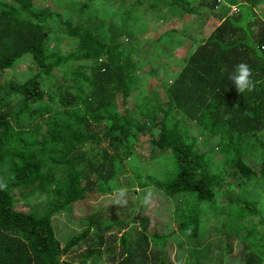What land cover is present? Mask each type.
Listing matches in <instances>:
<instances>
[{"label":"trees","instance_id":"obj_1","mask_svg":"<svg viewBox=\"0 0 264 264\" xmlns=\"http://www.w3.org/2000/svg\"><path fill=\"white\" fill-rule=\"evenodd\" d=\"M37 1L0 0V180L7 184L6 190H0V264H81L63 256L92 230L99 238L98 245L86 244L82 263L92 256L96 263V254L104 245L103 232L114 226L127 228L125 220L116 221L112 216L111 222L101 226L103 216L87 215L88 226L62 243L54 217L71 212L81 200L111 194L116 185H123L120 182L130 179L125 166L132 157L137 168H141L139 164L148 168L164 150L173 153L177 166L159 182L167 197L193 192L200 203L219 195L226 197L223 207L229 209V223L240 222L247 239L260 251L251 256L246 253L245 264H263L262 201L250 198L256 188L246 182L257 176L253 182L259 176L264 181V133L257 134L264 130V19L254 11L264 0H230L239 11L224 17L215 13L219 23L213 32L195 39L187 47L185 64L175 67L174 78L147 96L139 93L137 67L141 62L135 57L144 48L136 33L147 28L149 16L154 15L147 6L146 10L139 7L144 0H121L118 6H112V0H99L105 15L111 17L107 41L97 37L96 27L81 30L60 8ZM147 1L153 9L161 1L172 12L200 11L189 0ZM209 4L211 13L217 0ZM243 4L248 6L247 12H253L249 22L241 20ZM94 14L100 20L101 11L96 9ZM84 19H89L87 14ZM59 32L75 41L76 49L63 52L56 48ZM172 32L166 30L155 40ZM119 45L125 46L126 52L119 51ZM27 54L36 69L31 76L22 81L7 72L3 76ZM240 62L252 69V92L239 93L229 79ZM154 69L155 60L150 57L141 71L145 74ZM196 130L204 131L205 142L211 136L225 137V146L215 147L226 150L223 158L244 175L243 185L235 182L237 179L229 180L231 170L225 167L216 172L208 145L196 140ZM154 173L137 174V179L146 174V182L140 186L151 184L157 178ZM112 199L116 202L105 195L100 203ZM198 211L194 206L177 227L191 229L197 236ZM145 221L149 235L141 234L135 245L127 246L126 233H122L121 260L115 254L111 257L116 264H174L167 259L173 252L167 238L173 231L165 233L153 217ZM151 237L162 239L159 249H149ZM201 255L193 264H211L200 259Z\"/></svg>","mask_w":264,"mask_h":264},{"label":"rangeland","instance_id":"obj_2","mask_svg":"<svg viewBox=\"0 0 264 264\" xmlns=\"http://www.w3.org/2000/svg\"><path fill=\"white\" fill-rule=\"evenodd\" d=\"M189 1L193 3L191 5L199 6L200 11L193 13H183L182 11L172 12L171 10L169 11L167 6L161 1L158 3L156 9L151 8L147 0H144L143 3L139 5L142 10H146L144 7L147 6L149 12L154 14L149 16L147 28L142 27L135 36V38H138L140 41H144V48H141L142 52L140 56L137 57V55H135L136 59L141 62L137 67V71L141 74L139 80V93L142 95H152V91L159 89L162 82L167 83L174 78L175 67L176 69H180L185 64V57L189 56L186 55L187 47L193 43L195 39L199 40L208 37L215 29L218 24L217 19L214 17L215 13L220 16L223 15L224 17L230 13L232 14L239 11L238 5L230 0H217L215 10L211 13H208V6H210L209 3L211 0H209L208 3L205 2V4H201V0ZM235 1L238 2L240 0ZM37 2L39 4L49 3L60 8L63 16L68 19V21L79 26L81 30L89 29L91 26L96 27L97 37L103 41H107V30L112 26L110 23L111 17L105 15L104 6L99 0H38ZM120 2L121 0H112L111 5L118 6ZM242 7L241 20L245 22L251 21L253 12H247L248 6L246 4H243ZM82 8L85 9L81 12ZM96 9L97 11H101V14H99L100 20H97V15L94 14ZM263 9L264 3L254 8L255 14L262 19H264ZM152 10H155V12ZM80 13L81 15H79ZM85 14L89 17L87 21L84 19ZM145 14L149 15L148 12H145ZM158 16L160 18H158ZM116 19L115 17V20ZM89 20L91 23H89ZM52 23L54 25L59 24L58 21H52ZM166 30H173L174 32L169 33V35L164 38H161V36L159 41L155 40V38L159 37L161 33ZM244 30L245 32H249L250 28L245 27ZM60 35H58L60 41L59 44L56 45V48H59L63 52L76 49L73 45L75 41H72L71 38L66 37V35H62L61 33ZM122 38L123 36L118 37L116 41H120ZM137 46H139V44H137ZM195 48L196 46L193 48V51ZM117 49L126 52V48L123 45H119ZM126 56L128 55H122L123 58ZM132 56L134 57V55ZM150 57L155 60V67L157 70H147L144 74L141 69L148 66ZM35 71L36 69L31 56L27 54L20 62L15 64L14 67L7 69L3 73V76H5L7 72L9 77H14L16 81H22L31 76ZM156 72L158 75H156ZM0 75L2 74L0 73ZM196 132L197 134L192 132V134H196V140H204L205 142L204 131L196 130ZM263 133L264 130L257 132L258 135ZM224 139L225 137L222 138L219 135L211 136L203 145H208L207 150H209V155L214 159L212 165L216 172H220L227 168L231 170L229 175H232V177H229V180L233 179L234 181V179H237L235 182L239 181V184L243 185L240 181L244 178V175L239 172L236 166H233L229 161L223 158V155L226 154V150L222 148L220 151L215 147L219 146V144L221 147L223 144L225 146L226 140ZM244 147L245 151L247 148L245 142ZM146 148L149 150L152 149L150 144H147ZM212 149H215L214 152ZM149 153L150 151H147V154ZM159 153L157 158L152 160L153 164L151 163L148 168L141 166L142 164H139L141 167L140 169L137 168L136 164L138 163L135 158L132 157L125 166L127 177L129 176L130 179L120 182L121 184L123 183L121 186L116 185V189L111 194L104 193V195H100L99 197L90 196L76 204L71 212L57 214L54 217V225L57 236L61 242L65 243L71 234L76 232L81 233L88 226V220H86L87 215H94L96 213L98 217L103 216L101 226L111 222V217L113 216L116 221L125 220L128 227L122 229L119 226H114L103 232L104 245L100 246V253L96 254L98 258L94 264H116V262L111 259L113 254L116 255V258L121 260L120 255L123 250L122 233H126L127 246L132 244L135 245L138 238L141 237V234L149 235L146 232L147 221L143 222V219L146 220L151 217L155 219L156 225L160 224V226L163 227L165 233H168L166 231H173V236L167 238V242L172 245L169 250L173 252L172 255H168L167 259L173 261L174 264H193L195 258L201 254L200 259L209 260L211 264H245L246 253L248 256H251L252 253L259 254L260 251L258 247L255 248L254 242L247 239L246 232H243L244 227L242 224L240 222L229 223L231 219L226 216V214L229 213V209L223 207L224 203H226V197L219 195L211 201H204L201 203L196 200L193 192L180 194L176 197H167V194L164 192L159 182L164 181L172 175V173L177 170V166L174 165L173 153L169 151L165 152V150ZM231 154L232 153H230V155ZM252 164L254 166L256 165V168H260V164H255L254 162ZM134 165L135 167L133 169ZM145 171L148 173L155 171L154 175H156L157 178L153 182H150L151 184L141 187L140 183L145 181L143 178H145L147 173L143 175L144 177L141 179H137L136 175L143 174ZM257 177L247 179L246 185H252L251 189L254 187L256 188L254 192L251 193L250 198L262 201L260 209L264 215V181L259 176V179L253 182ZM120 189H126L125 199L127 203L118 204L113 199L110 200V202L100 203L105 195H110L111 198H115L116 201L119 200ZM149 191L153 193L154 205L146 209L142 204V199L146 192ZM18 204L19 201L16 206ZM194 206H197L198 212L201 215L198 226L199 233L197 236L193 235V230L191 229H180L177 227V223H180L182 219H186L187 215L193 211ZM254 222L255 216L254 218L252 217L251 224ZM174 229H176V231ZM98 239L95 230H92L87 239L81 240L79 244L74 246V250L71 249L63 258L75 263L93 264V256L89 257L85 263H82V261H84L82 259L84 257V252L88 249L86 244L94 243V247H97ZM149 239L151 242L149 244V249L156 250L162 246V239H153L152 237ZM207 242L210 244L207 245ZM107 245L111 246L110 250L107 248ZM261 257L264 264V254H262Z\"/></svg>","mask_w":264,"mask_h":264},{"label":"clouds","instance_id":"obj_3","mask_svg":"<svg viewBox=\"0 0 264 264\" xmlns=\"http://www.w3.org/2000/svg\"><path fill=\"white\" fill-rule=\"evenodd\" d=\"M252 76L253 72L250 66L245 62H240L235 66V71L229 77V79L234 82L239 93H244L246 91L252 92L255 90V82L252 79ZM6 189L7 184L0 180V190ZM119 196L120 199L116 201L118 204L127 203L125 199L126 189H120ZM142 204L146 209H149L154 205V197L152 192H146V194L143 196Z\"/></svg>","mask_w":264,"mask_h":264},{"label":"crops","instance_id":"obj_4","mask_svg":"<svg viewBox=\"0 0 264 264\" xmlns=\"http://www.w3.org/2000/svg\"><path fill=\"white\" fill-rule=\"evenodd\" d=\"M219 23V22H218Z\"/></svg>","mask_w":264,"mask_h":264}]
</instances>
